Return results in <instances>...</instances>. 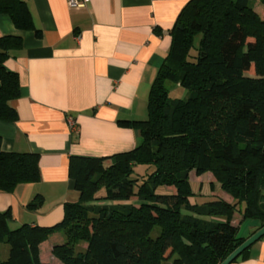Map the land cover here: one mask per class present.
<instances>
[{
	"label": "trees",
	"instance_id": "trees-1",
	"mask_svg": "<svg viewBox=\"0 0 264 264\" xmlns=\"http://www.w3.org/2000/svg\"><path fill=\"white\" fill-rule=\"evenodd\" d=\"M255 1L264 4H185L151 85L147 118L118 120L139 131L138 145L109 156L71 155L69 177L80 197L65 203L54 225L12 227L11 210L0 211V246H9L0 264H51L40 245L55 233L66 237L51 249L62 264H221L245 240L236 214L264 226V12ZM0 13L42 36L26 0H0ZM22 48L21 36H0L2 121L18 119L11 102L21 84L5 62ZM172 85L186 96L174 97ZM39 161L36 152L3 150L0 136V190L39 182ZM192 171L212 174L208 193L193 187ZM43 203L37 194L26 208Z\"/></svg>",
	"mask_w": 264,
	"mask_h": 264
},
{
	"label": "crops",
	"instance_id": "crops-1",
	"mask_svg": "<svg viewBox=\"0 0 264 264\" xmlns=\"http://www.w3.org/2000/svg\"><path fill=\"white\" fill-rule=\"evenodd\" d=\"M188 1L86 0L83 7H71L67 0H26L41 37L19 30L0 13V36L23 38L18 55L5 62L18 73L21 95L11 102L18 119L0 120L2 148L39 153L41 171L39 182L0 190V211L11 210L12 227L50 226L63 219L65 203L80 197L69 177L71 155L109 156L138 145L139 131L118 120L147 118L151 85L171 47L170 30ZM37 194L43 205L27 209ZM240 220L236 214L234 223L245 239L261 228L257 220ZM53 238L63 241L55 233L41 243L44 261L54 258ZM231 264H264V236Z\"/></svg>",
	"mask_w": 264,
	"mask_h": 264
},
{
	"label": "rangeland",
	"instance_id": "rangeland-1",
	"mask_svg": "<svg viewBox=\"0 0 264 264\" xmlns=\"http://www.w3.org/2000/svg\"><path fill=\"white\" fill-rule=\"evenodd\" d=\"M254 7H255V10L263 17L264 4H262L260 1H255L254 2ZM250 73L254 74L253 69L250 70ZM171 87H172V90H174L173 93H172V95L174 97H184V96H186V93H187L186 91H184L182 93H175L177 91L175 89H177V88L174 85H172ZM201 176H197L194 171L191 172V179H192L193 187L197 191H200L201 188H199V187L202 185L205 188L206 193H208L209 190H208L207 186H208V184L210 182V179H213V176L210 173H206V174H203L202 177ZM166 189H169V188H166ZM192 201H194V199H192ZM62 238H63L62 239L63 241L66 240L65 235H62ZM51 241L53 243H55V242H57V238H53ZM80 247L81 248H85L86 244H82ZM8 250H9L8 244H2L0 246V258H3V259L6 258L7 255H8ZM47 252H48V249L46 247H44L43 248V257L44 258H46L47 254L49 253V252L48 253ZM49 262L51 264H62L57 258H52L51 260H49Z\"/></svg>",
	"mask_w": 264,
	"mask_h": 264
},
{
	"label": "water",
	"instance_id": "water-1",
	"mask_svg": "<svg viewBox=\"0 0 264 264\" xmlns=\"http://www.w3.org/2000/svg\"><path fill=\"white\" fill-rule=\"evenodd\" d=\"M264 236V226L253 233L250 237L237 247L221 264H231L245 249L249 248L253 243Z\"/></svg>",
	"mask_w": 264,
	"mask_h": 264
},
{
	"label": "built area",
	"instance_id": "built-area-1",
	"mask_svg": "<svg viewBox=\"0 0 264 264\" xmlns=\"http://www.w3.org/2000/svg\"><path fill=\"white\" fill-rule=\"evenodd\" d=\"M67 2L71 7H83L85 6L86 0H67ZM69 122L73 130H75L76 129L75 121L72 118H70Z\"/></svg>",
	"mask_w": 264,
	"mask_h": 264
}]
</instances>
